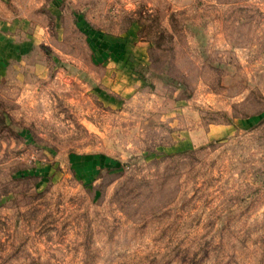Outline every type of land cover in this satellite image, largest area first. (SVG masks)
I'll return each instance as SVG.
<instances>
[{"label":"rangeland","instance_id":"1","mask_svg":"<svg viewBox=\"0 0 264 264\" xmlns=\"http://www.w3.org/2000/svg\"><path fill=\"white\" fill-rule=\"evenodd\" d=\"M0 264H264V0H0Z\"/></svg>","mask_w":264,"mask_h":264}]
</instances>
